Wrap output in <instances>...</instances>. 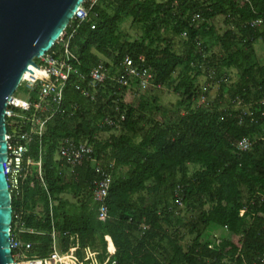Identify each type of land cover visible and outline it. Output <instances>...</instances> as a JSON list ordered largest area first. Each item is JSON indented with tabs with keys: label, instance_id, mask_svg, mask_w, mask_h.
Masks as SVG:
<instances>
[{
	"label": "trees",
	"instance_id": "obj_1",
	"mask_svg": "<svg viewBox=\"0 0 264 264\" xmlns=\"http://www.w3.org/2000/svg\"><path fill=\"white\" fill-rule=\"evenodd\" d=\"M96 1L92 22L77 25L68 44L75 73L64 84L62 107L78 109L71 116L57 113L40 137L33 135L27 153L32 164L17 193H10V239L30 242L26 255L34 259L47 256L54 240L60 253L73 254L75 264H85L87 251L105 243L117 264H264V132L227 110L235 97H264V63L254 51L257 41L264 45V29L245 25L264 14V0ZM218 17L221 33L214 25ZM126 20L139 30L138 38L121 31ZM174 38H183L179 53ZM124 56L143 57L152 89L161 93L165 87L176 95L171 109L157 95L138 92L126 103L125 87L109 79L91 90L93 100L75 89L85 87L78 74L86 77L102 63L111 77ZM222 70H234L235 81L216 76ZM208 71L219 82L218 93L209 106L197 107L198 94L208 97L197 80ZM130 88L139 89L137 82ZM106 118L117 123H102ZM109 131L114 133L107 139L98 138ZM244 137L252 146L238 153L235 145ZM63 138L87 139L92 161L66 173L68 167L56 160ZM99 161L111 176L104 219L91 194ZM189 166L196 169L190 172Z\"/></svg>",
	"mask_w": 264,
	"mask_h": 264
},
{
	"label": "built area",
	"instance_id": "obj_2",
	"mask_svg": "<svg viewBox=\"0 0 264 264\" xmlns=\"http://www.w3.org/2000/svg\"><path fill=\"white\" fill-rule=\"evenodd\" d=\"M247 2L248 0H237ZM96 0H84L75 10L69 20L66 28L55 41L56 47L50 48L42 56L33 59L34 67H28L29 71L23 73L21 80L16 88L27 93L25 101H20L14 97V93L8 100L3 113L5 127L10 130L6 132V159L2 164L3 173L9 192L17 193L20 181L26 176V169L32 164L31 159L27 156L28 147L32 142L33 135L40 137L43 131V125L51 117L57 113H66L73 115L78 106L73 104L69 111L62 107L63 87L69 80L70 75L75 73L72 66L74 58L73 53L69 50L68 43L74 29L82 22H92L91 8ZM194 18H198L196 15ZM75 23V25L73 24ZM245 25L252 29H264V14L245 22ZM90 28H93V23ZM68 31V30H67ZM143 57H137L136 61L130 56H124L119 62L116 72L113 76H109V71L102 63L93 66L86 77L77 75V77L85 83V87L79 85L75 89L80 92L81 96L87 100H93L91 90L102 85L106 79L115 82L120 87L130 88V82L136 81L138 88H146L150 85L153 75L150 71L143 67ZM37 68V69H36ZM213 72L208 71L206 77L210 84L213 81ZM206 88H202L205 90ZM15 90V91H16ZM14 91V92H15ZM32 93H35V99H32ZM124 92L122 93V95ZM197 107L209 106V99L204 93L198 94L196 100ZM258 107L257 115L253 109ZM227 110L238 112L239 122L241 124H258L264 132V97L255 102H246L239 97L230 100ZM123 115H119V120H123ZM102 123L109 126H115L117 121L104 119ZM259 139H263L260 137ZM252 146V142L248 138H241L235 145L238 153L246 152ZM92 146L87 139L75 142L68 138L59 141L56 148V160L61 161L63 166L72 169L82 165L84 162L92 161ZM102 162L96 163L95 171L98 178L93 180L91 194L93 200L97 203L98 218L104 219L107 215V206L105 199L109 189L111 176L106 167L102 166ZM37 172L40 170V157L37 162ZM177 204L181 206V190L177 187ZM52 238L53 235L51 234ZM73 237L70 236V248L73 244ZM31 248L30 242L20 241L19 239H10V249H13L15 255L12 257V264H75V257L70 252L60 253L53 240L51 252L44 258L34 259L28 258L26 252ZM112 254L101 261L94 264H117Z\"/></svg>",
	"mask_w": 264,
	"mask_h": 264
},
{
	"label": "water",
	"instance_id": "obj_3",
	"mask_svg": "<svg viewBox=\"0 0 264 264\" xmlns=\"http://www.w3.org/2000/svg\"><path fill=\"white\" fill-rule=\"evenodd\" d=\"M84 0H0V264H12V210L2 164L6 159L3 113L33 59L45 54ZM37 69V68H36Z\"/></svg>",
	"mask_w": 264,
	"mask_h": 264
},
{
	"label": "rangeland",
	"instance_id": "obj_4",
	"mask_svg": "<svg viewBox=\"0 0 264 264\" xmlns=\"http://www.w3.org/2000/svg\"><path fill=\"white\" fill-rule=\"evenodd\" d=\"M129 23H130V21L126 20V22H124L122 24L123 26H121V31L125 35H127L130 39L138 38L140 35L139 30L135 27H132V25ZM214 25L218 29V32L221 33L223 30L222 18L221 17L216 18L214 21ZM165 36L169 37V35H165ZM182 39L183 38H174L172 40L173 50L177 53H179L181 51ZM254 51H255V54H256L259 62L261 60V62L264 63V45L260 40L254 44ZM212 52L216 55H219L218 47H214L212 49ZM101 59L103 60L102 57H101ZM225 75L228 76V80H227L228 84L234 82L236 79V74H235L234 70H228V71L222 70V71H220V74L216 75V76H225ZM213 78H214V76H213ZM197 82H198L199 87L206 88L205 90L207 92L209 101H212L216 98L217 93H218V88H219V82L217 80L213 81L210 84V82L207 80L206 74H203V75L198 77ZM136 93L137 94L144 93L147 95H149V94L157 95L159 97V100H160L159 102L161 103V105H163L167 109H171L177 100L176 95H174L169 89H166L164 87V88H162L161 93H157L154 89H152V87L150 85L147 86L146 88H139V89L129 88L128 90L124 91V95L122 96L123 100L126 103L131 102L134 97H137ZM14 97L20 101H25L26 97H27V93L25 94V91L18 89L14 92ZM113 133H114L113 131L102 132L98 135V138L101 140H105ZM194 169H196V167L189 166L190 172H192ZM65 170H67V171H65L67 173L70 169L67 168ZM64 198L71 200V195L66 194V195H64ZM183 211L184 210H182V214H183ZM188 239H189V237H186L184 239L183 243L187 242ZM112 250L113 249L109 243H105L104 248L98 247L95 250H92V249L88 250L86 255H85V258H84L85 262H86L85 264L96 263V261H97L96 257H98V259H99L98 261H101V260L107 258L109 256V254H112Z\"/></svg>",
	"mask_w": 264,
	"mask_h": 264
},
{
	"label": "bare ground",
	"instance_id": "obj_5",
	"mask_svg": "<svg viewBox=\"0 0 264 264\" xmlns=\"http://www.w3.org/2000/svg\"><path fill=\"white\" fill-rule=\"evenodd\" d=\"M97 2V1H96ZM95 2V3H96ZM95 5V4H94ZM92 13V12H91ZM92 17V16H91ZM126 22V21H125ZM75 24V23H74ZM82 24H85V23H82ZM87 24V23H86ZM130 24V23H129ZM79 26V25H78ZM90 26V25H89ZM123 26V25H122ZM69 44V43H68ZM56 45V44H55ZM262 62H261V60H260V64H261ZM91 69V68H90ZM23 76V75H22ZM67 83V82H66ZM25 94H26V92H25ZM33 99V98H32ZM63 102H64V100H63ZM65 109H67V108H65ZM63 114V113H62ZM66 114V113H65ZM7 128V127H6ZM10 131V130H9ZM6 132H7V130H6ZM8 133V132H7ZM36 136V135H35ZM33 139V138H32ZM34 142V141H33ZM37 144V143H36ZM30 145H32V144H30ZM29 145V146H30ZM37 146V145H36ZM41 148V147H40ZM30 150V149H29ZM38 151V150H37ZM38 156V155H37ZM28 157H29V155H28ZM43 157V156H42ZM31 158V157H30ZM37 159V158H36ZM34 162V161H33ZM36 162V161H35ZM41 162H42V158H41ZM61 162V161H60ZM41 164V163H40ZM33 166V165H32ZM41 169V168H40ZM74 169V168H73ZM34 171H36V170H34ZM41 171V170H40ZM30 173V172H29ZM40 173L41 172H39V175H40ZM29 176H30V174H28ZM27 176V175H26ZM29 178V177H28ZM22 181V180H21ZM21 184H23V182L21 183ZM32 184H33V182H32ZM176 186V185H175ZM178 186V185H177ZM180 186V185H179ZM175 189V188H174ZM176 190V189H175ZM182 190V189H181ZM184 191V190H183ZM176 192V191H175ZM182 193H184V192H182ZM181 194V193H180ZM264 198V197H263ZM107 206V205H106ZM173 206V205H172ZM179 206V205H178ZM184 206V205H183ZM173 207H175V208H178V207H176V205L175 206H173ZM171 208V207H170ZM181 208V207H180ZM184 208V207H183ZM179 209V208H178ZM184 210V209H183ZM171 211V210H170ZM177 211V210H176ZM180 211V210H179ZM173 212V211H172ZM178 212V211H177ZM18 225V224H17ZM21 227V226H20ZM147 227V226H146ZM17 228H18V226H17ZM54 237V236H53ZM15 253V252H14ZM264 254V253H263ZM260 256H262V255H260ZM264 259V258H263ZM260 260V259H259ZM264 262V261H263ZM33 264H38V263H33ZM258 264H260V262L258 263Z\"/></svg>",
	"mask_w": 264,
	"mask_h": 264
}]
</instances>
